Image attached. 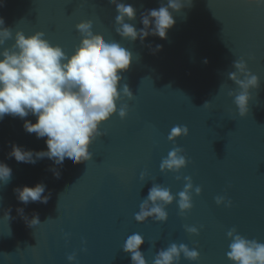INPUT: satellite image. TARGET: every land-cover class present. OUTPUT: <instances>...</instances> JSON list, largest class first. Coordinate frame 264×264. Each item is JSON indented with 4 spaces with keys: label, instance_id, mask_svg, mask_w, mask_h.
Masks as SVG:
<instances>
[{
    "label": "water",
    "instance_id": "water-1",
    "mask_svg": "<svg viewBox=\"0 0 264 264\" xmlns=\"http://www.w3.org/2000/svg\"><path fill=\"white\" fill-rule=\"evenodd\" d=\"M121 2L136 9L131 23L139 30L142 14L166 0ZM116 15L109 0H0V17L13 37L17 31L26 37L43 32L44 39L71 56L82 38L76 25L90 20L94 34L133 55L121 82L133 99L122 97L118 104V109L127 105L128 115L121 120L117 113L101 126L89 162H17L8 156L13 144L46 151V138L27 133L19 117L0 121V163L12 169L10 182L0 185V264H69L70 255L75 264H132L123 246L133 233L144 238L140 251L147 264L172 243L199 252L198 261L182 256L180 264H232L227 232L233 228L264 243V3L191 0L190 7L173 13L175 25L167 39L150 35L143 43L117 35ZM240 59L259 79L244 117L229 95L240 91L229 79ZM25 119L36 122L31 115ZM177 125L186 126L188 135L169 142ZM174 147L182 149L187 165L179 173H162L161 161ZM52 167L60 171L59 179L49 171ZM184 177L193 183V207L181 214L177 201ZM38 183L46 186L44 195L50 193L46 204L17 200L15 188ZM153 184L176 198L166 206L168 220L138 223L135 215ZM217 197L226 203L217 205ZM20 208L28 220L38 215L40 223L29 227ZM186 227H196L199 234Z\"/></svg>",
    "mask_w": 264,
    "mask_h": 264
},
{
    "label": "clouds",
    "instance_id": "clouds-1",
    "mask_svg": "<svg viewBox=\"0 0 264 264\" xmlns=\"http://www.w3.org/2000/svg\"><path fill=\"white\" fill-rule=\"evenodd\" d=\"M115 6L117 15L115 31L122 39L141 43L148 36L167 39V33L175 25L173 13H179L185 4L191 6V0H166L159 8L150 9L142 14L143 27L137 29L131 21L136 19V9L121 0H109ZM264 0H256V4ZM92 21H83L76 25V30L82 37L74 54L68 56L60 46H53L44 39L43 32L26 37L20 31L13 33L10 27H5V21L0 17V121L5 116L19 117L24 121L23 128L29 133H35L38 139L46 138V151L25 150L13 144L8 153L17 162L36 164L47 158L55 166H63L66 159L75 166L89 162L93 156L90 152L92 143L102 135L100 128L110 118L117 114L121 120L126 119L128 107L121 105L122 97L133 99V94L124 79L133 60L132 53L119 43L105 41L101 35L92 31ZM14 40L10 47H4L6 42ZM157 45L155 51H160ZM205 63L207 61L205 60ZM234 72L229 73V79L238 86L239 92H229L234 96V103L240 117L249 112L250 90L259 88V79L252 74L246 62L240 59L234 62ZM207 104V102L205 103ZM29 115L36 118L32 123L25 119ZM188 135L186 126H174L168 135L169 142ZM187 165L182 155V149L174 147L167 158L160 164L162 173H179ZM57 179L60 171L56 167L49 169ZM12 177V169L5 163H0V185H7ZM144 174H141V180ZM179 180L180 177L177 176ZM183 191L178 193V208L181 214L191 211L193 183L190 177H184ZM46 186L38 183L34 187H17L14 194L19 202H38L46 204L50 193L44 195ZM200 195L201 188H195ZM176 198L170 189L153 184L148 195L142 200L139 212L135 215L138 223L148 220L164 223L168 220L166 206L172 205ZM216 204H225L224 197H217ZM231 206V202H227ZM10 211V209L8 210ZM17 212L29 227L40 223L38 215L31 220L23 216V209ZM10 219L8 212L4 215ZM192 235H198L196 227H186ZM231 241L227 258L232 264H264V243L249 240L238 234L235 228L227 232ZM144 238L133 233L127 237L123 251L129 254L132 264H147L144 254L140 251ZM190 262L199 260L196 249H189L185 244L172 243L166 249L158 251L153 264H180L181 257ZM69 264H75V255L67 257Z\"/></svg>",
    "mask_w": 264,
    "mask_h": 264
}]
</instances>
